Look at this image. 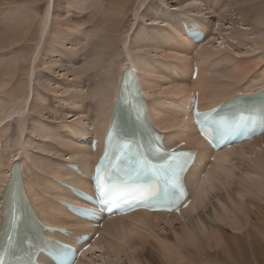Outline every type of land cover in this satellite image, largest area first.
Returning a JSON list of instances; mask_svg holds the SVG:
<instances>
[{"label":"bare ground","instance_id":"1","mask_svg":"<svg viewBox=\"0 0 264 264\" xmlns=\"http://www.w3.org/2000/svg\"><path fill=\"white\" fill-rule=\"evenodd\" d=\"M87 1L81 0L78 8H89L84 6ZM130 1L132 0H111L110 8L106 12L105 8L100 5L101 2H98L95 4L98 10L92 13V16L95 17L92 20L96 19V14L99 12H102L106 19H109L111 14L113 19L116 18L113 20L115 23L112 28L113 35H116L122 29L123 17L129 16L128 12H133L134 8L138 13L142 6V9L144 8L142 4L147 3H141L140 0L141 4L137 6L134 3L129 5ZM199 1L202 2V0ZM256 1L257 4L262 2V0ZM194 2L198 3L197 0ZM207 2L208 8L210 7L207 12L210 14L214 12L213 14L216 13L220 17H223L227 11L226 7L229 8L231 3L229 2L223 11L217 13L218 9L216 8L221 5V2L217 0H208ZM42 3L43 7L40 8L38 14L35 7L41 6ZM45 4H49V9L44 12ZM55 4L54 0H0V54L6 49L26 42L31 45L22 50L19 60L31 63L33 52L40 45L46 30L52 24V6ZM17 6L27 9L22 12L21 18L18 14L9 21L10 11L13 10L11 8ZM71 6L70 1L66 6V13H70ZM37 8L39 9V7ZM151 10L152 7L149 6L148 11ZM200 10L202 12V9ZM200 10L198 9L196 13ZM249 10L247 9L248 12ZM169 17L172 15H167V18ZM175 17L177 22L171 26L173 29L170 27L166 29V31H170L169 35L161 34L160 29L159 32L157 28H153L151 32L141 31L135 38L134 45L138 47L140 42L145 45L144 47H147L146 45L149 43L157 44L159 53L162 52L161 49L165 48L167 53L163 54L161 59H153L154 57L151 59L150 56L147 57V52H144L138 60L133 58L129 39L126 37L124 42L125 57L115 70L111 81L110 103L103 108L101 114L98 113L101 103L100 105L96 103L90 108L86 106L89 103L86 101L85 105L79 104V106L72 107L71 112H77V115L84 114L83 118L78 116L75 120L83 121L89 116L85 114V110L89 112L95 105H98L96 108L98 110L95 109V112L99 126L93 135L99 141L97 153L92 152L91 140L88 136L90 134L85 133L83 127L67 125L68 130L65 131L61 128H52L51 124H48L49 128L44 129L34 126L30 131L31 134L41 133V136L42 134L45 136L51 130L56 136L58 135L55 136L56 140L62 137L63 140L58 145L60 148L53 152L64 153L67 150L65 153L71 155L70 157L74 160H68L67 154L66 157H55L48 153H36L33 150L36 144L28 143L23 139L24 136H19L15 142V151L8 158L1 157L2 160L0 159V205L4 201L5 191L12 178L13 166L15 167L18 163L21 181L28 191L35 210L40 214L41 220L45 224L58 228H70L75 233L91 230L89 225L68 213L65 205H60L61 202L75 205L77 200L59 182H66L82 189L91 187L89 179L86 180L78 173L71 172L65 165H67V161L75 162L85 175L91 172L94 162L98 160L103 151L104 135L113 111L116 110L119 87L124 70L127 68H132L138 86L143 89L157 129L168 133L167 143L174 148L184 141L188 148H199L201 156L209 159L212 155L211 146L204 144L193 124L190 110L191 99L198 93L197 99L200 102L201 110H209L236 97H238L239 103L250 102L252 105H256L262 100L260 94L264 92V71L252 74L244 63H240L233 66L225 76L215 75V58L217 55L223 54L224 51L206 47V42L210 41L208 26L197 19L198 17L187 15L181 17L176 15ZM85 23V21L71 22L70 27H81ZM55 24L60 26L61 21L57 20ZM192 24L205 33L206 37L203 42H196L195 38L187 32V30L194 31ZM32 25H35V30L32 29L34 27ZM175 26L177 30H174ZM214 29L215 34L211 41H214L218 36L215 26ZM100 30L101 24L91 32L98 35ZM151 37L154 39L150 40ZM155 38H161L159 41L165 47L162 48L157 40L154 42ZM162 39H165L164 43L166 42V44L163 45ZM224 39L228 41V38L224 37ZM236 39L239 45L244 43L242 36H238ZM256 42V47L264 46V38L256 40ZM157 45L156 47H158ZM152 50L154 49L152 48ZM195 67L198 69L197 78L192 80ZM83 69L87 74L88 71ZM34 74V67L31 65L19 66L17 61L8 62L0 58V129H2L3 137L7 134V122L15 118H24L28 111L42 114L43 110H46L43 102L40 103L43 99L38 94L32 107L27 104L30 94L33 93ZM219 79H229L233 82L243 83V85L237 88L224 89L222 87V89L218 86ZM168 84L170 87L166 86ZM153 91L157 92L158 99L165 96V101L150 99V93ZM39 97H41V101ZM179 101L182 102L180 107ZM81 137H87L88 140L80 139ZM262 145H264V137L230 150H220L213 155L211 162L208 160L209 164L200 172L192 170L185 178V182L188 183L193 193L191 195L193 203L178 216H171L167 219L161 214L141 212L105 221L102 230H100V240L79 264H95L94 257L97 254H100L99 258L104 254L123 255L126 258L124 264H264V148ZM32 153L42 156L41 159L45 158L52 164L47 161L43 163L41 159L40 162L39 160L34 161L32 157L35 155L30 157ZM51 165H54L55 168L51 169ZM29 170H32L33 173L28 174ZM39 171H42L44 175L38 176ZM209 182L210 184H208ZM62 240L67 242L66 239L62 238ZM40 258L42 263H48L46 258L42 256ZM112 260L109 264H112ZM116 260L114 258V261ZM115 263L121 264L119 260Z\"/></svg>","mask_w":264,"mask_h":264},{"label":"rangeland","instance_id":"2","mask_svg":"<svg viewBox=\"0 0 264 264\" xmlns=\"http://www.w3.org/2000/svg\"><path fill=\"white\" fill-rule=\"evenodd\" d=\"M54 1L56 4L52 6V24L46 30L43 38L41 39L40 45L33 52L31 63L19 60V55L22 50L28 45H31L26 42H22L19 45L6 49L0 54V58L5 59L8 62L17 61L19 66L31 65V67H34L35 74L32 83L33 93L30 94L27 104L29 107H32L38 94L39 96L41 95L43 99V101H41V97H39V100L41 101L40 103L43 102L42 104L46 107V110H43L44 112L41 111L42 114L28 111L26 112V116H24V118H15L14 120L7 122L6 126L8 130L5 137L2 136V129H0L1 160L2 158H8V156L15 151V142L19 136H24L23 139H25L28 143L36 144L33 149L36 153L43 152L45 154H51V156L55 157H66L67 152L65 153V151L67 150L65 149V151L61 149L64 153L53 152V150H58V148H60L58 145L63 140L62 137V139L57 138V140H59L57 141L55 138L58 135L56 136V134L51 130L49 134H46L47 137L43 134L41 136V133L31 134L30 131L34 128V126L44 129L49 128L48 124H51L52 128H61L65 131L68 130L66 127L67 125L77 128L83 127L85 129V133L90 134L88 135L89 137H93V135H95V129L99 126L97 125L95 109L101 103L99 110L96 109V111L98 110V113L101 114L103 108L107 107L110 103V89L112 87L111 81L117 66L125 57L124 42L126 37L129 39L130 52L133 58L138 60L144 52H147V57L150 56L151 59L152 57H154L153 59H161L162 55L167 53L164 50L165 46H162V42L159 41L161 38H155L154 40V42L159 41L158 44L164 48H160L162 50L160 53L157 52L159 48L157 44L151 45L149 43L151 46L154 45L153 47L149 44L146 45L147 47H144L145 45L141 42L139 43V47L134 45L135 38L138 37L141 31L151 32V30L153 31V28H157V30L160 29L164 32H161V34H168L170 31H166V29L169 27L173 29L171 26L177 22V18L175 17L176 15H180V17L183 15L198 17L197 19L208 26L210 41L208 40L206 42V47L215 49L216 51H224L223 54H219L215 58V75L225 76L233 66L240 63H244V65L251 70L252 74H258L264 71V46L262 48L261 46L256 47L258 42H256V40L264 38H262V35L264 34L263 0L259 4H257L258 2L256 0H223L222 2L221 0H217L221 2V5L216 8L218 9L217 13L223 11L229 2H231L230 7H226L227 11H225L226 13L223 14V17H220L216 13L213 14L214 12L211 14L207 12L208 9L210 10V7L208 8V0H202V2L197 0L198 3L194 2V0H180L179 2L176 0H141L142 2L140 0H132L129 5L134 3L139 6L138 4L143 2L147 3L142 4L144 5L143 9V6L141 5L142 7L139 9L138 13L137 9L134 8L133 12H128V15H130L126 16L127 18L123 17L124 20H122L123 23L121 25L122 29L116 35H113L112 32V28L115 23L113 20L116 18L113 19L111 14V17L109 16V19H106L105 15L102 12H99V14H96V19L92 20V18H95L92 16V13H95L98 10L95 7V4L101 2L100 5L105 8L106 12L107 9L110 8L109 2L111 0H88L84 5L89 7L87 9H82L81 7L78 8L81 0H70L72 3L70 13H66V6L70 3L69 0ZM149 6L152 7L153 11H148ZM37 7H39V9ZM42 7L43 3L41 6L38 5L35 7L38 14L40 13V8L42 9ZM197 8L199 10L202 9V12L200 10L196 13L198 10ZM26 9L27 8H22L20 6L11 8L12 11H10L9 14V21H11L13 16L18 14L20 15L19 18H21L22 12L26 11ZM48 9L49 4H45L43 11L45 12ZM247 9H250L249 12ZM229 11L230 15L228 14ZM167 15H172V17L167 18ZM57 20L61 21L60 26L55 24ZM78 21H85L86 23L81 27H70L71 22ZM99 24H101V30L99 34L96 35L91 31H93V29H95ZM213 24L218 30V36L214 41H211V39L214 38L213 35L215 34ZM178 25L181 26L179 23ZM32 27V29L35 30V25H32ZM174 28V30H177L176 26ZM238 36L243 37L244 43L242 45L238 44V40L236 39ZM224 37L228 38V41H226ZM152 38L154 39V37H151L150 40H152ZM162 40L163 45L166 44V42L164 43L165 39ZM156 45L158 47H156ZM145 48H149L148 51H145ZM152 48L154 50H152ZM83 68L88 71L87 74ZM242 85L243 83L233 82L229 79H219L218 81V86L221 88L223 87L224 89L237 88ZM166 86L170 87V84ZM51 89L54 90L52 91ZM165 98V96H162V98L158 99L157 92L155 91L150 93V99L165 101ZM86 101L89 103L86 104ZM96 103L98 105H95L89 112L85 110V114L89 115L88 118H84L83 121L75 120L78 116L83 118L84 114L77 115V112H71L72 107L74 108L77 105L79 106V104H86V106L91 108ZM181 104L182 102L179 101V107ZM35 112L37 111L35 110ZM20 120H22V122H20ZM20 132H22V134H20ZM262 148H264V145H262ZM33 155L35 156L32 157ZM68 155L69 154H67L68 160H74L70 157L71 155ZM30 157H32L34 161L39 160V162L40 159L43 158L35 153H32ZM34 161L33 163H35ZM44 161L50 162L47 159L45 160V158L41 159V162L44 163ZM50 167L51 169L55 168L54 165H51ZM31 173H33V171L29 170L28 174ZM37 175L43 176L44 173L39 171ZM208 184H210V182ZM99 255L100 254H97V256L94 257L95 264H109L112 259V264H119L115 263L117 260H119L121 264L126 262V258L123 255L109 256L104 254L101 258H99ZM114 258L117 260L114 261Z\"/></svg>","mask_w":264,"mask_h":264},{"label":"snow or ice","instance_id":"3","mask_svg":"<svg viewBox=\"0 0 264 264\" xmlns=\"http://www.w3.org/2000/svg\"><path fill=\"white\" fill-rule=\"evenodd\" d=\"M171 158L173 160V163L175 165V168H180L181 167V163H180V160L177 157V154L176 153H173ZM105 159H107V156H105ZM169 167H172V164L171 163L169 164ZM103 168H104V164H103V161H101L100 166L97 168V172L99 173ZM145 174H146L145 168L143 166H141L140 168H138V169L135 170V173L134 174H130L129 175V179H140ZM183 195H184V193L183 192H180V196H183ZM178 200H179V197H177V202H178Z\"/></svg>","mask_w":264,"mask_h":264},{"label":"water","instance_id":"4","mask_svg":"<svg viewBox=\"0 0 264 264\" xmlns=\"http://www.w3.org/2000/svg\"><path fill=\"white\" fill-rule=\"evenodd\" d=\"M193 27V26H192ZM194 28V27H193ZM187 32L190 34L191 37L195 38V40H197L196 38L200 35V33L194 28V31L193 32H189L187 30ZM198 41V40H197ZM133 76V70L131 69V71L128 73V75H126L127 78L131 77L132 78ZM133 79V78H132ZM127 84V82H126Z\"/></svg>","mask_w":264,"mask_h":264}]
</instances>
